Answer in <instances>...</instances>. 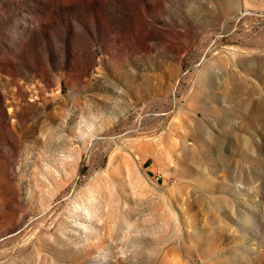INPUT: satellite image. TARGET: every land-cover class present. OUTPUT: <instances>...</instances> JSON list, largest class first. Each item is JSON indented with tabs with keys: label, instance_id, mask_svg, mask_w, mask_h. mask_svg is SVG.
I'll list each match as a JSON object with an SVG mask.
<instances>
[{
	"label": "rangeland",
	"instance_id": "374dc122",
	"mask_svg": "<svg viewBox=\"0 0 264 264\" xmlns=\"http://www.w3.org/2000/svg\"><path fill=\"white\" fill-rule=\"evenodd\" d=\"M0 264H264V0H0Z\"/></svg>",
	"mask_w": 264,
	"mask_h": 264
}]
</instances>
